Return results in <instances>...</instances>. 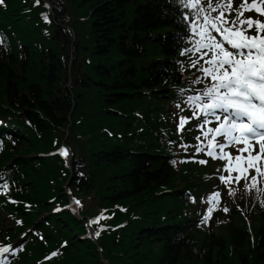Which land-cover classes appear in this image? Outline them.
I'll list each match as a JSON object with an SVG mask.
<instances>
[{
  "label": "trees",
  "instance_id": "16d2710c",
  "mask_svg": "<svg viewBox=\"0 0 264 264\" xmlns=\"http://www.w3.org/2000/svg\"><path fill=\"white\" fill-rule=\"evenodd\" d=\"M50 1L52 15L59 25L53 37L56 46L48 50L37 49V64L29 74V80L26 67L33 61V56L26 51L22 61L24 80L19 83L13 69L0 62V76L8 81V100L32 121L41 139V144L38 140L33 142L35 152L47 150L55 137L60 142L65 129H70L72 143L75 141L81 150L72 182L81 190L96 186L97 205L100 202L110 206L124 204L129 206L127 216L144 208L146 217L159 220L158 212L168 210L170 205L166 202L170 198L156 194L161 185H168L175 179V173L169 166L158 165L155 150L145 148L146 141L157 142L151 137L157 126L147 123L141 129L133 122L137 119V110L143 111L148 120L149 113L154 115L161 109H150V105L162 93L155 89L169 74L166 63L155 61L154 66L147 68L145 59L150 55L170 54L168 45L162 51L153 48V52L148 53V44L153 43L155 32L161 39L160 33L166 27L176 25L177 13L167 0H148L137 6L136 18L130 21L129 15L144 0ZM29 2L12 0L6 12L7 19L24 28L21 31L23 37L31 36L33 30L41 35L36 25L37 17L28 22L19 14L20 8ZM32 15L37 16V13ZM64 24H69L73 32H63ZM71 52L74 57L69 71ZM70 80L73 85H69ZM103 127L119 132L122 139L117 134L110 137ZM79 172H83L82 175L87 172V176H80ZM58 184L61 185L59 180ZM124 216L118 211L116 218L123 219ZM68 217L61 215L58 219L60 223L70 225ZM144 225L146 223L132 234H124L120 245L107 248L109 253H116L117 263L177 264L184 247L187 248L185 258L202 264H264V228L260 235L257 234L259 248L251 262L241 251L244 239L242 232L236 229L231 241L224 238L207 245V252L204 255L200 252L204 256L200 261L193 255L195 245L177 228L155 231L144 230ZM157 236L165 239V243ZM151 238L158 240L156 251L153 242H148ZM84 247L85 261L95 264L99 259L97 250L90 244H84Z\"/></svg>",
  "mask_w": 264,
  "mask_h": 264
},
{
  "label": "snow or ice",
  "instance_id": "6c2138e0",
  "mask_svg": "<svg viewBox=\"0 0 264 264\" xmlns=\"http://www.w3.org/2000/svg\"><path fill=\"white\" fill-rule=\"evenodd\" d=\"M170 2L179 5L181 19L192 34L188 38L192 46L184 47L180 55H188L189 67L199 73L192 83L204 85L200 89L180 90L196 94L187 96L186 104L192 115L179 116L177 131L182 132L191 119L197 121L200 135L195 137V153H205L214 160L223 161V167L216 171L220 184L228 188L229 196L239 191L233 185H239L241 180L246 192L250 193L253 188L264 192L258 187L264 181V0ZM3 3L4 0H0V5ZM40 3L41 0H35V5ZM45 6L50 7L48 4ZM42 15L46 22H52L46 13ZM4 43L5 38L0 35V45ZM176 107L181 108V105ZM2 143L0 141V146ZM180 147L187 150L190 145L181 143ZM59 154L70 164L71 149L67 145L60 147ZM197 162L208 163L204 159ZM0 181V193L6 194L10 187L9 178L0 175ZM68 192L69 207H82L70 189ZM221 197L217 186V190L203 198L208 207L202 224L210 218ZM260 204L264 207V199ZM222 210L225 213L229 211L227 207ZM105 218L103 212L95 218L85 217L88 221L86 227L92 230V235L99 237L104 227L96 230L92 226ZM34 234L44 239L40 233ZM66 245L67 242L61 247ZM23 249L22 242L16 245L0 242V264H11L7 255H15ZM59 255L61 252L57 249L45 259L51 260Z\"/></svg>",
  "mask_w": 264,
  "mask_h": 264
}]
</instances>
